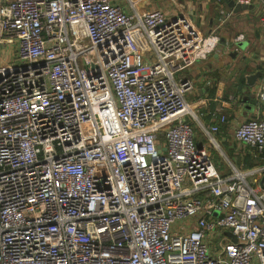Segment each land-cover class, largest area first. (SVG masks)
Listing matches in <instances>:
<instances>
[{
	"label": "built area",
	"instance_id": "2783aa9c",
	"mask_svg": "<svg viewBox=\"0 0 264 264\" xmlns=\"http://www.w3.org/2000/svg\"><path fill=\"white\" fill-rule=\"evenodd\" d=\"M141 1L0 0V264H264V166L222 176L186 120L219 35Z\"/></svg>",
	"mask_w": 264,
	"mask_h": 264
},
{
	"label": "crops",
	"instance_id": "0c3cea01",
	"mask_svg": "<svg viewBox=\"0 0 264 264\" xmlns=\"http://www.w3.org/2000/svg\"><path fill=\"white\" fill-rule=\"evenodd\" d=\"M120 4L130 11L127 4L122 1ZM136 8L139 13L158 9L166 19L184 16L195 23L199 36L212 31L219 35L216 50L184 71L193 86L186 101L197 116L196 120L189 117L186 120L194 129L195 140L204 144L222 176H229L232 167L239 170L262 168L264 153H255L235 142L233 131L250 118L264 119V99L259 97L264 91V47L260 29L264 0H249L244 4L239 0H144ZM238 35L243 39L237 41ZM222 109L227 122L214 135L219 145V149H215L207 142L200 124L209 121L210 113ZM261 176L258 172L248 178V182L264 191Z\"/></svg>",
	"mask_w": 264,
	"mask_h": 264
},
{
	"label": "water",
	"instance_id": "95a60500",
	"mask_svg": "<svg viewBox=\"0 0 264 264\" xmlns=\"http://www.w3.org/2000/svg\"><path fill=\"white\" fill-rule=\"evenodd\" d=\"M260 184H261V186L264 188V173H263L262 176H261ZM227 235L230 236V237L232 238L233 241L235 240L234 236H232L230 232H227Z\"/></svg>",
	"mask_w": 264,
	"mask_h": 264
},
{
	"label": "rangeland",
	"instance_id": "374dc122",
	"mask_svg": "<svg viewBox=\"0 0 264 264\" xmlns=\"http://www.w3.org/2000/svg\"><path fill=\"white\" fill-rule=\"evenodd\" d=\"M143 49V48H142ZM143 51H144V49H143ZM201 144V143H200ZM204 145V144H203ZM215 154V156L216 157H218L219 158V156H217L218 155V153L216 152V153H214Z\"/></svg>",
	"mask_w": 264,
	"mask_h": 264
}]
</instances>
